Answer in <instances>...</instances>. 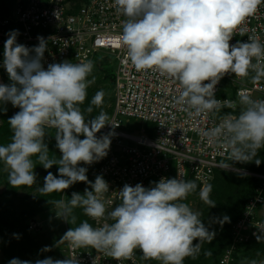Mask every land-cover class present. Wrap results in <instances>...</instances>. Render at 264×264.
<instances>
[{"label": "clouds", "instance_id": "clouds-1", "mask_svg": "<svg viewBox=\"0 0 264 264\" xmlns=\"http://www.w3.org/2000/svg\"><path fill=\"white\" fill-rule=\"evenodd\" d=\"M261 4L264 0H114L116 12L124 17L119 44L137 72L155 70L177 81L180 94L176 103L185 106L189 117H215L224 107L233 110L221 116L214 127L196 129L210 146L228 151L231 162H250L264 148V99H253L246 91L238 93V101L215 97L216 85L225 74L250 77L253 83L264 78V43L260 38L248 36V42L230 44L237 29L244 35L246 29L240 26ZM18 35L19 30L10 31L4 43L3 67L11 83H0V104L10 102L20 109L8 120L11 142L0 146L8 183L14 188L36 184L35 157L45 169L58 165V175L49 171L44 177L41 192L63 193L77 182L90 184L91 191L85 188L83 194L73 192L71 199L52 201L56 216L75 223L73 210L79 207L93 220L112 223L93 227L85 220L69 228L61 241H67L70 249L92 248L116 261L131 260L136 249L144 259L161 264H183L186 257L196 258L202 243L211 242L216 235L202 222L201 213L184 202L197 190V183L178 172L176 178L162 177L149 187L125 184L119 191L121 202L107 211L104 196L109 192L108 182L102 175L89 181L87 167L80 166L106 157L115 135L109 131L97 136L110 124L106 112L89 119L80 107L95 82L94 76L88 79L93 61L52 63L45 69L41 63L45 39L38 37V45L30 49L17 43ZM104 95L103 90L97 91L85 111L91 114L93 106L99 108ZM238 105L240 111L234 114ZM46 128L56 130L58 159L49 157ZM211 192L212 185L205 184L199 197L215 207ZM229 219L224 216L220 223ZM50 250L47 246L43 249ZM9 264L32 262L13 258ZM35 264L79 261L73 256L62 260L47 257Z\"/></svg>", "mask_w": 264, "mask_h": 264}, {"label": "built area", "instance_id": "built-area-1", "mask_svg": "<svg viewBox=\"0 0 264 264\" xmlns=\"http://www.w3.org/2000/svg\"><path fill=\"white\" fill-rule=\"evenodd\" d=\"M123 19L116 12L114 0H18L13 14L0 18V24L19 23L21 35L17 40L30 49L38 45V37H43L47 43L41 61L45 69L49 64L64 61H94L96 56L114 62V100L107 121L110 124L97 136L109 131L115 135L111 137L106 157L92 165L83 164L88 169L89 181L94 182L97 175H102L108 182L109 192L104 196L107 211L121 202L119 191L125 184L141 183L149 187L152 181L158 182L162 177L176 178L178 172L201 187L211 183L216 170L242 173L255 179L254 195L247 201L242 217L232 225L231 241L219 262L234 264L242 243L264 232L260 214L264 206V172L235 165L228 151L210 146L196 130L214 127L232 109L224 107L215 117H189L185 106L176 103L180 94L177 81L155 70H135L118 40ZM240 27L246 29L244 35L237 29L230 44L248 42V36H258L264 43V4ZM0 36L6 35L0 31ZM0 64L6 71L3 61ZM240 91H246L253 99H264V78L253 83L250 77L241 79L235 74H225L216 85L215 97L238 101ZM239 111L238 105L234 114ZM91 221L93 227L112 223L103 219ZM63 224L66 232L69 226ZM29 227L36 230L40 222L31 221ZM61 252L65 258L77 257L79 264H141L137 249L131 260L121 261L95 249H70L67 241Z\"/></svg>", "mask_w": 264, "mask_h": 264}, {"label": "trees", "instance_id": "trees-1", "mask_svg": "<svg viewBox=\"0 0 264 264\" xmlns=\"http://www.w3.org/2000/svg\"><path fill=\"white\" fill-rule=\"evenodd\" d=\"M18 0H0V18L9 16L13 14L14 6ZM12 30H19V37L21 35V26L19 23L11 22L7 25L0 24V31H2L6 36H0V62L3 61V51H4V43L8 39V34ZM17 43L20 41L17 40ZM21 44V43H20ZM107 58L104 57H96L93 61L94 69L97 68L102 71L101 75H104V80L109 82V88H107L106 92H111L114 90V71L109 68ZM0 69L5 74V81L2 78L1 72V80L3 84H10L11 81L9 79V75L7 71ZM96 72H92L90 76H97ZM99 91L95 86H89L87 89V97L84 104L80 105L81 110L84 111L85 117L91 119L94 116H97L101 111L107 113L108 117L112 113V105H113V95L111 97L105 96L103 99L102 105L97 108L93 106V112L91 114L87 113L85 109L90 105L92 97L95 93ZM0 109H6V111L0 110V144L1 139L4 138L6 141H11V137L13 135L10 125L8 124V120L10 117L14 115V111L18 112L20 109L18 107H14L10 102L6 104H0ZM55 129L54 128H46V136L44 142L47 144L49 149V157L58 159L61 156L59 149L56 147L55 140ZM83 139V136H80ZM259 160L260 163L257 165L256 160ZM33 160L38 161L35 157ZM235 165L239 167L247 168L251 171L256 172H264V148L260 149L257 153V156L250 162L247 163H239L233 162ZM80 166H83L81 163ZM58 167V165H56ZM58 169V168H57ZM50 170V169H48ZM155 182V181H152ZM197 183V182H196ZM212 188L215 186L214 197L216 199L225 198L226 201L224 205L228 202L229 199L232 198V195L238 189L242 190V195L238 201L236 208L232 211L231 216H229V221L224 223H220L221 220H212L210 215L206 214L207 211H204L201 215L202 222L211 230L216 233L214 239L211 242L204 241L201 245V251L196 258L186 257L183 264H219L220 258L222 256L223 250L225 246L231 241V227L232 225L239 220L245 210V206L250 197L254 195L255 191V179L251 176L237 173L228 170H216L215 176L211 181ZM198 187L195 192H199L201 185L197 183ZM151 186V185H150ZM85 188H88L91 191L90 184L84 182H77L74 185L70 186L68 189L64 190L63 193L54 194L58 199L68 200L71 199V195L73 192L83 194ZM240 191V190H239ZM50 209V204L47 202L46 204H42L39 202H35V204L24 213L21 223L16 225L13 223L11 217L8 214L7 209L4 206L0 207V236L3 238V257L0 259V264H9L13 258H19L20 260L31 261L32 264H35V261L38 259H45L49 255L46 253L43 254L44 251L39 249L37 241L34 237L31 236L29 227L26 223V219L29 216L42 212L44 210ZM73 215L76 217L75 223H69V228L79 225L82 221L87 220L92 224V221L89 217L85 216L83 210L79 207L73 210ZM264 221V215L262 216ZM14 224V225H13ZM221 229V230H220ZM17 236L19 238H17ZM260 237L257 240L252 239L246 243H242L240 246L239 252L247 248L248 245H253L254 242V252H253V261H256V264H264V232L258 235ZM198 241H194L197 243ZM84 249H92V248H84ZM138 258L141 264H161L160 261L156 260H146L143 258V255L139 249H137ZM207 253H211L210 255ZM239 253V254H240ZM50 257V256H49ZM238 255L236 257V261L238 260ZM234 262V264L236 263Z\"/></svg>", "mask_w": 264, "mask_h": 264}, {"label": "rangeland", "instance_id": "rangeland-1", "mask_svg": "<svg viewBox=\"0 0 264 264\" xmlns=\"http://www.w3.org/2000/svg\"><path fill=\"white\" fill-rule=\"evenodd\" d=\"M107 61H110L108 62L107 66L111 68V70L115 71V64L113 61H111V58H107ZM93 71L98 74H96L97 76H95V82L90 86L97 87L99 91L103 90L105 93L104 97L105 96L111 97L113 95V91L112 93L106 92L107 88H109L110 85L108 81L104 80V75H101L102 71L97 68H95V70ZM0 72L3 80L5 81L4 72L1 69ZM2 78L0 76V79ZM88 79H92V76H89ZM15 113L16 110L14 111V114ZM10 142L11 141L8 142L4 138H2L0 146H6ZM34 162L36 164L34 168V172L36 173L37 176L36 184L30 187H16V188L12 187V185L8 183V170L6 169L4 164L0 162V207L4 206V208L7 209L8 214L11 217L13 223L19 225L21 221H23L22 218L24 213L27 212L35 204L36 201L42 204H46L48 202L50 204V209L29 216V218L26 219L24 223H26L29 227L31 221L33 222L39 221L40 227H38L36 230L30 229L29 227L31 236L36 239L40 250L43 251V249L46 246L51 249L50 251H44L43 254L46 253L54 260L56 259L62 260L65 259V257L62 255L61 252V246L64 243V241H61V238L65 233L64 232L65 224L63 223H67V225L69 226V222H66L65 220L58 218L56 216V212H55L56 209L51 203L52 201L58 199L54 195L56 193L47 194L40 191V187H42L44 184V177L47 175L49 171L52 172L54 175H58V169H57L58 167H56V165H53V167L50 168V170H48L45 169L39 162L35 160ZM214 188L216 187L214 186L212 190H214ZM241 195H242V190L240 187V189L234 192L232 198L228 200L226 205H224L226 199L225 198L216 199L214 197V192L212 191L210 194V198L216 202L215 207H209L208 205L204 204L199 197V192H194L190 194L184 202L187 203L189 207L192 208L193 211H197L201 213V215L203 214L204 211H207L206 214L210 215V217H212V220L219 221V220H223L224 216L227 217L231 216L232 211L236 208ZM260 214L262 216L264 215V206L262 207ZM252 244L253 245H248L247 248H245V250L239 254L240 257H238V260L236 261L235 264H252L254 257L253 255L254 242ZM2 245H3V238L0 236V259H2L4 255ZM206 263L211 264L208 262Z\"/></svg>", "mask_w": 264, "mask_h": 264}, {"label": "water", "instance_id": "water-1", "mask_svg": "<svg viewBox=\"0 0 264 264\" xmlns=\"http://www.w3.org/2000/svg\"><path fill=\"white\" fill-rule=\"evenodd\" d=\"M0 83H2L1 79H0ZM3 84V83H2Z\"/></svg>", "mask_w": 264, "mask_h": 264}]
</instances>
